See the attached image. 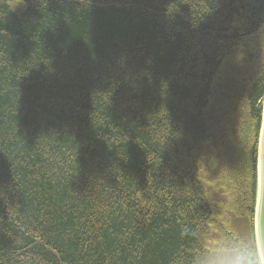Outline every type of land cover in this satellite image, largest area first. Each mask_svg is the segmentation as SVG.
Wrapping results in <instances>:
<instances>
[{"label": "trees", "instance_id": "trees-1", "mask_svg": "<svg viewBox=\"0 0 264 264\" xmlns=\"http://www.w3.org/2000/svg\"><path fill=\"white\" fill-rule=\"evenodd\" d=\"M264 0H0V264H260Z\"/></svg>", "mask_w": 264, "mask_h": 264}, {"label": "water", "instance_id": "water-1", "mask_svg": "<svg viewBox=\"0 0 264 264\" xmlns=\"http://www.w3.org/2000/svg\"><path fill=\"white\" fill-rule=\"evenodd\" d=\"M257 176L258 186L254 225L258 252L262 264H264V99L262 104V121L258 141Z\"/></svg>", "mask_w": 264, "mask_h": 264}, {"label": "bare ground", "instance_id": "bare-ground-1", "mask_svg": "<svg viewBox=\"0 0 264 264\" xmlns=\"http://www.w3.org/2000/svg\"><path fill=\"white\" fill-rule=\"evenodd\" d=\"M256 196V195H255Z\"/></svg>", "mask_w": 264, "mask_h": 264}]
</instances>
